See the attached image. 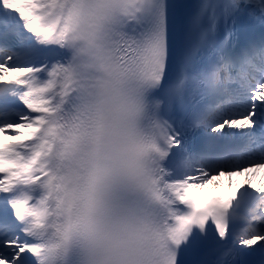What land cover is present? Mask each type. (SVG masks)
Returning <instances> with one entry per match:
<instances>
[{
	"label": "snow or ice",
	"instance_id": "1",
	"mask_svg": "<svg viewBox=\"0 0 264 264\" xmlns=\"http://www.w3.org/2000/svg\"><path fill=\"white\" fill-rule=\"evenodd\" d=\"M262 171L264 0H0V264H264Z\"/></svg>",
	"mask_w": 264,
	"mask_h": 264
},
{
	"label": "bare ground",
	"instance_id": "2",
	"mask_svg": "<svg viewBox=\"0 0 264 264\" xmlns=\"http://www.w3.org/2000/svg\"><path fill=\"white\" fill-rule=\"evenodd\" d=\"M233 179H234V182H235L236 184H239V183H242V182H243L244 177H235V178H233ZM252 180H253V183H255V184H259V183H261V182H264V171L259 172V173H256V174L252 177ZM219 183H220V185H221V187H219V188L227 187V181H226L225 179L222 178V179L219 181ZM211 188H213V189H218V188H214V187H212V186H209V187H208V189H211ZM233 189H234V188H233Z\"/></svg>",
	"mask_w": 264,
	"mask_h": 264
}]
</instances>
